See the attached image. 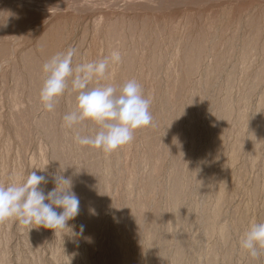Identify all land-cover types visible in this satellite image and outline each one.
<instances>
[{
    "label": "rangeland",
    "instance_id": "rangeland-1",
    "mask_svg": "<svg viewBox=\"0 0 264 264\" xmlns=\"http://www.w3.org/2000/svg\"><path fill=\"white\" fill-rule=\"evenodd\" d=\"M69 48L121 53L89 87L141 85L153 122L131 143H75V92L44 109L42 66ZM32 170L45 193L70 177L79 215L0 222V264H264L239 246L264 222V0H0V184Z\"/></svg>",
    "mask_w": 264,
    "mask_h": 264
},
{
    "label": "clouds",
    "instance_id": "clouds-1",
    "mask_svg": "<svg viewBox=\"0 0 264 264\" xmlns=\"http://www.w3.org/2000/svg\"><path fill=\"white\" fill-rule=\"evenodd\" d=\"M76 53L77 49L69 48L43 64L45 78L39 93L41 103L46 111L53 112L58 98L67 91L77 93L75 109L62 117L63 127L74 131L73 139L78 145L110 153L131 143L135 130L152 125L151 101L145 98L135 79L119 88L112 84L89 87L93 80H102L111 65L122 62L118 50L102 59L74 66ZM86 122L95 124L96 130L84 132ZM52 180L55 187L47 193L40 186L46 185L48 178L33 170L26 179L6 186L0 184V222L14 218L23 225L54 231L68 228L67 222L79 215L80 198L73 191L70 177L55 175ZM83 231L84 225H80V233ZM239 246L254 260L264 255V222L251 223Z\"/></svg>",
    "mask_w": 264,
    "mask_h": 264
}]
</instances>
